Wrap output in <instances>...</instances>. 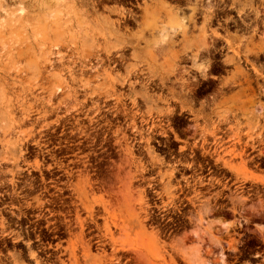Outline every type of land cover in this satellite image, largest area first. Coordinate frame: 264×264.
I'll return each instance as SVG.
<instances>
[{"label": "rangeland", "instance_id": "obj_1", "mask_svg": "<svg viewBox=\"0 0 264 264\" xmlns=\"http://www.w3.org/2000/svg\"><path fill=\"white\" fill-rule=\"evenodd\" d=\"M197 5L150 0L138 16L112 0H0V264H264V118L250 101L221 113L236 115L218 152L228 181L176 180L154 148L177 104L160 98L178 87L152 83L176 76L177 33L184 50L204 40L185 34L214 11Z\"/></svg>", "mask_w": 264, "mask_h": 264}, {"label": "flooded vegetation", "instance_id": "obj_2", "mask_svg": "<svg viewBox=\"0 0 264 264\" xmlns=\"http://www.w3.org/2000/svg\"><path fill=\"white\" fill-rule=\"evenodd\" d=\"M112 1L139 16L142 3L150 0ZM163 1L181 10L188 9L195 2L198 3V8H203L205 3V6L213 5L214 11L205 15L200 9L188 22L186 36L204 37L197 47L192 46L191 49L184 50L181 33H177L170 41V46L175 51L174 55L170 56L173 61L171 68L178 70L176 76L152 85L170 88L171 83H176L177 96L163 94L160 98L165 102L171 100L177 103L171 112L175 119H157L159 124H155L152 132L155 134V137H152L156 143L154 148H159L163 152L162 157L167 161L172 160L171 164L176 167V180H180L181 176L187 173L185 176L202 179L206 183L217 174L222 180L228 181V176L223 175L228 173V169L218 154L223 146L228 147V117L235 115L234 111L228 110L221 114L222 110L228 109L226 101L248 99L250 102L247 107L257 109L256 116L264 118V2L244 0L247 2L244 4L243 14H238L235 8L237 0H211V3L210 0ZM231 11L235 14H231ZM186 16L188 17L189 13ZM194 26L206 27L207 30H192ZM234 46H238L237 49ZM233 49L238 54H234ZM238 70L241 73H236ZM234 75L240 79L235 84H230ZM181 83L188 84L184 86ZM209 117H225L227 121L216 127L203 126V122H199V119L203 121ZM146 129L150 131L151 126H146ZM189 130L192 135L188 136L187 140L180 138V134ZM205 139L208 142H205ZM232 140L234 141V138ZM244 147L240 146L243 149Z\"/></svg>", "mask_w": 264, "mask_h": 264}, {"label": "bare ground", "instance_id": "obj_3", "mask_svg": "<svg viewBox=\"0 0 264 264\" xmlns=\"http://www.w3.org/2000/svg\"><path fill=\"white\" fill-rule=\"evenodd\" d=\"M186 19L183 17L179 22H174V23H171V24H169V25H167V26H165V28H164V31H166V32H181V30H182V26H181V23L180 22H183V21H185ZM116 24V23H115ZM124 25V24H123ZM116 26V25H115ZM128 27V26H127ZM165 33V32H164ZM162 34V33H161ZM166 41V37H165V35H163L161 38H159V40L157 41V43L158 44H161V43H164ZM156 43V42H155ZM209 43V42H208ZM212 47V46H211ZM209 50V49H208ZM113 57V56H112ZM116 60V59H115ZM178 71V70H177ZM188 84V83H187ZM186 83H182V85H187ZM207 86V85H206ZM260 90V89H259ZM87 92V91H86ZM190 92H191V90H190ZM212 97V96H211ZM115 99V98H114ZM211 105V104H210ZM101 108V107H100ZM99 108V109H100ZM228 124V123H227ZM151 131V130H150ZM153 131V130H152ZM215 132V131H214ZM214 132H211V134H213ZM204 133V132H203ZM206 133V132H205ZM227 133V132H226ZM210 134V135H211ZM137 135V134H136ZM206 135V134H205ZM205 135L203 136L204 138H205ZM207 136V135H206ZM213 136H215V135H213ZM207 139V138H206ZM205 139V142L207 141ZM216 139V138H215ZM214 139V140H215ZM203 141H204V139H202ZM212 140V139H211ZM217 140H215V142H216ZM208 142V141H207ZM208 144V143H207ZM204 145V144H203ZM202 145V146H203ZM221 146V145H220ZM40 218V217H39ZM106 227H104L103 226V229H105ZM106 230H108L107 228H106ZM32 257L33 258H35V256H34V254L32 253ZM34 260V259H33ZM36 262V264H38V261H35Z\"/></svg>", "mask_w": 264, "mask_h": 264}]
</instances>
